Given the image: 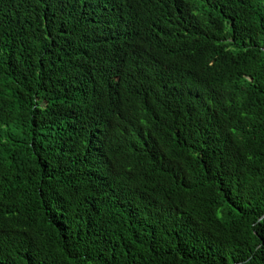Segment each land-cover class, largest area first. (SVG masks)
<instances>
[{
  "label": "trees",
  "instance_id": "16d2710c",
  "mask_svg": "<svg viewBox=\"0 0 264 264\" xmlns=\"http://www.w3.org/2000/svg\"><path fill=\"white\" fill-rule=\"evenodd\" d=\"M0 264H264V0H0Z\"/></svg>",
  "mask_w": 264,
  "mask_h": 264
}]
</instances>
